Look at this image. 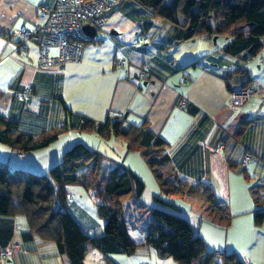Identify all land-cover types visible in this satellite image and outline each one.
<instances>
[{"label": "crops", "instance_id": "obj_1", "mask_svg": "<svg viewBox=\"0 0 264 264\" xmlns=\"http://www.w3.org/2000/svg\"><path fill=\"white\" fill-rule=\"evenodd\" d=\"M53 1L0 0V114L18 122L22 131L35 138L63 123L64 105L74 111V123L82 115L102 121L110 114H127L130 124L149 126L168 143L160 161L162 171L172 167L183 181L209 184L231 216L226 225L225 217L213 220L202 199L163 195L150 169L149 180L136 169L135 163L145 166L138 152L128 151L125 143L111 138L118 153L108 156L124 162L146 183L141 198L125 204L133 241L144 242L145 225H140L144 232L137 238L130 227L137 225L140 212L158 206L154 196L160 195L175 205L210 252L235 253L244 264H264V223L259 226L255 220L256 211L264 209L256 202L257 196L264 200V47L245 60L225 52L229 36L180 42L179 28L168 20L153 17L130 0H110L113 7L104 26L95 39L90 38L94 40L85 42L80 62L40 65L38 45L30 42L27 49L19 50L8 32L23 26L32 29L39 7ZM144 38L148 41L143 42ZM121 57L128 58V63L118 65L116 59ZM146 61L151 65L150 80L141 79L134 65ZM258 84L261 88L255 97L237 113L229 103L231 92ZM28 90L18 97L19 92ZM192 107L198 110L194 113ZM96 135L100 136L70 130L47 146L26 153L0 142V162L12 169L44 173L77 142L100 149L93 144L99 138ZM218 145H222L221 151L210 150ZM247 151L253 157L242 167ZM80 188L72 185L67 192L73 196ZM75 197L68 211L86 233L101 235L106 219L98 211L96 197L87 203L75 201ZM129 214L134 215V224H129ZM14 231L8 246L11 253L3 257L4 248L0 247V264H71L55 242L38 236L23 238L30 232L26 217H14ZM110 257L113 264H178L173 258L160 257L148 245L131 255L115 253ZM84 264H106V259L92 249Z\"/></svg>", "mask_w": 264, "mask_h": 264}, {"label": "trees", "instance_id": "obj_2", "mask_svg": "<svg viewBox=\"0 0 264 264\" xmlns=\"http://www.w3.org/2000/svg\"><path fill=\"white\" fill-rule=\"evenodd\" d=\"M130 1L153 17L164 18L176 25L180 42L195 37L229 36L231 40L225 46V52L245 60L256 56L264 47V0ZM146 64L149 65L148 76L144 78L140 71ZM134 65L141 79H151L150 62ZM259 85L243 87L255 92L249 101L257 94ZM29 92L26 91L24 95ZM187 106L185 103L184 108ZM197 110L191 108L194 113ZM64 112V121L60 126L51 128L37 138L22 131L18 122L0 114V142L26 153L47 146L70 130L122 140L126 142L128 151L139 152L147 162L163 195L202 199L213 220L225 217V224H229V209L209 184L183 181L172 167L162 171L160 161L168 143L152 132L149 126L130 124L127 114H110L102 121L82 115L79 122L74 123V111L64 105ZM247 153L251 154L252 159L253 153L247 151L245 155ZM241 166L246 165L243 166L241 161ZM243 173L245 175L246 172ZM72 185L83 186L96 197L98 211L106 219L101 235L86 233L68 211L73 196L69 195L67 188ZM145 189V181L131 167L90 148L84 142L75 143L64 152L59 163L44 173L12 169L0 162V247L9 246L14 238V217L22 215L30 227V232L25 233L23 238L31 240L38 236L55 242L58 252L66 254L71 264H84L92 249L104 256L106 264H113L111 254L131 255L142 245L153 247L160 257L173 258L178 264H244L235 253L210 252L205 240L194 233L189 221L176 212L175 205L160 195L154 196L158 206L143 214L147 220L139 217V222L145 225L144 242H134L128 230L125 204L139 200ZM256 202L264 206V200L258 196ZM255 216L256 224L261 226L264 223V209L257 210Z\"/></svg>", "mask_w": 264, "mask_h": 264}, {"label": "built area", "instance_id": "obj_3", "mask_svg": "<svg viewBox=\"0 0 264 264\" xmlns=\"http://www.w3.org/2000/svg\"><path fill=\"white\" fill-rule=\"evenodd\" d=\"M111 7L110 0H54L51 4L39 7L37 22L32 29L23 26L13 29L8 34L16 41L19 50L27 49L30 42L36 43L39 47L40 65L61 66L69 62H80L84 54V44L89 40L83 26L90 24L96 31H100L104 26L105 13ZM143 41L148 39L144 38ZM128 61V58H118L116 63L123 66ZM148 67L146 64L140 71L144 78L148 76ZM254 94L251 88L235 90L230 97L232 108L239 113L240 107ZM23 95L24 93H20L18 96ZM181 105L184 107L185 103ZM221 149V145L210 147L213 152H219ZM250 158L251 154L247 153L242 165H247ZM10 253L9 247H6L2 256L7 257Z\"/></svg>", "mask_w": 264, "mask_h": 264}, {"label": "rangeland", "instance_id": "obj_4", "mask_svg": "<svg viewBox=\"0 0 264 264\" xmlns=\"http://www.w3.org/2000/svg\"><path fill=\"white\" fill-rule=\"evenodd\" d=\"M84 45H86V43ZM96 136L99 138L96 137L97 139H94L95 142L93 144H95V146H97V148H100L98 150H102L107 155H110L111 157H115V155H117V153H118V147L116 145L112 144L111 139H105V138L98 136V135H96ZM113 141H116V143H125L126 144V142L119 140V139H115V138L113 139ZM126 148H127V144H126ZM138 154L140 155L141 159H143L142 161H143V164L145 166H142L141 164L135 163L137 166L136 169L142 174V176H144L145 178H148V180H149V175H150L149 173L150 172H148L149 171L148 169H150V167L148 166L147 162L144 160V158L141 156V154L139 152H138ZM145 167H148V168L146 169ZM151 187L152 186H150L149 188L151 189ZM73 196H76L75 201L79 200L81 202V200H83L84 203L90 202V200H93V197H94L83 186H81V188L78 191L76 190L74 192ZM92 205L94 206L93 203H92ZM143 214H147L146 210L145 211L143 210L142 212H140V215L143 216L141 218L144 219L145 215H143ZM133 217H134V215H130V214L128 215L129 220H131L129 222V224L135 223L134 222L135 219H133ZM139 220H140V218H138V220H135L136 224H137L136 226H134L133 228L130 227V230H131V232L135 238L138 237L137 236L138 234H140L141 232H144L142 227L140 226L141 223L139 222ZM145 220H147L146 217H145Z\"/></svg>", "mask_w": 264, "mask_h": 264}, {"label": "water", "instance_id": "obj_5", "mask_svg": "<svg viewBox=\"0 0 264 264\" xmlns=\"http://www.w3.org/2000/svg\"><path fill=\"white\" fill-rule=\"evenodd\" d=\"M83 30L86 33V35L90 38H94L97 34V31L95 30V28L90 25V24H85L83 26Z\"/></svg>", "mask_w": 264, "mask_h": 264}]
</instances>
